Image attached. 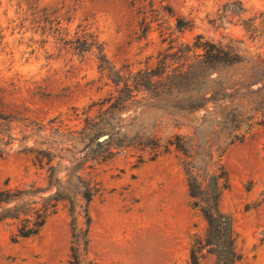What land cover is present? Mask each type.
<instances>
[{
    "label": "rangeland",
    "instance_id": "rangeland-1",
    "mask_svg": "<svg viewBox=\"0 0 264 264\" xmlns=\"http://www.w3.org/2000/svg\"><path fill=\"white\" fill-rule=\"evenodd\" d=\"M140 1L0 0V189L25 191L8 206L51 198L34 236L0 222V264H192L207 223L187 166L222 186L235 264H264V0ZM87 33L106 63L76 48ZM197 40L242 61L202 80ZM124 83V108L104 111Z\"/></svg>",
    "mask_w": 264,
    "mask_h": 264
},
{
    "label": "trees",
    "instance_id": "trees-1",
    "mask_svg": "<svg viewBox=\"0 0 264 264\" xmlns=\"http://www.w3.org/2000/svg\"><path fill=\"white\" fill-rule=\"evenodd\" d=\"M135 1L137 0H132L133 3ZM148 2L151 3L152 1L148 0ZM83 37V40H77L78 46L76 48H79L80 52H84L95 46L98 49L99 59L106 63L101 43H98L91 34L87 33ZM199 39L200 36H198V40ZM198 40L194 43L193 47L201 50L199 60L201 67L199 70L197 69V72L202 80L203 77L207 75L208 70H215L218 66L222 65L233 66L241 63L242 57L234 49L221 46L211 41L199 42ZM186 48L191 49L192 46L186 45ZM162 74V72H154L153 70L144 71L140 80L135 77L136 82L134 84V89L144 87L147 91L152 90L150 87L155 83L153 79L155 77H161ZM116 76H118L117 73ZM178 76L179 79L191 80V77L182 73ZM116 85H118V82H116ZM132 89L133 88H130L127 83H124V86L118 90V95L116 97L108 96L105 99L107 107L104 111L114 113V111L122 110L125 101L132 95ZM101 104H103V102ZM175 138H177V136H175ZM175 146L182 150L183 153H186L184 147L179 143L175 142ZM50 168L53 170L52 167ZM185 169L188 174V191L190 197L193 199L192 203L195 207H198L207 223L205 235L196 238L192 244L190 250L191 263L201 264V259H203L205 255L211 254L215 257L214 264H235L241 259V254L236 250V235L232 227L231 217L219 207V193L222 186L219 185L217 176H212L213 182L211 184V189L210 187L204 189L189 166ZM222 176L225 177L224 172ZM224 179H226V177ZM224 185L226 184L224 183L223 186ZM210 191L212 192L211 199L205 200L204 195L208 194ZM24 194L25 191L23 190L13 191L9 188L0 189V222L5 219L18 220L15 232L16 240L36 235L41 230L46 218L50 214L48 202L51 198L49 197L43 200L40 205H38L36 201H32L30 203H22L21 206H8L9 203L22 197ZM92 195L93 192H91V190L83 192L86 203L90 201ZM53 206L54 204H51V207Z\"/></svg>",
    "mask_w": 264,
    "mask_h": 264
},
{
    "label": "water",
    "instance_id": "water-1",
    "mask_svg": "<svg viewBox=\"0 0 264 264\" xmlns=\"http://www.w3.org/2000/svg\"><path fill=\"white\" fill-rule=\"evenodd\" d=\"M108 137V134H104V135H102V136H100L99 137V140L101 141V140H104V139H106Z\"/></svg>",
    "mask_w": 264,
    "mask_h": 264
}]
</instances>
